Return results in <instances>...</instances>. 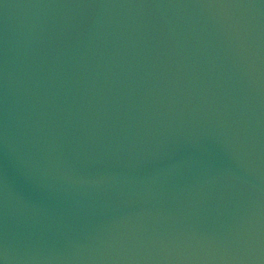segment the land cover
<instances>
[{"label": "water", "instance_id": "water-1", "mask_svg": "<svg viewBox=\"0 0 264 264\" xmlns=\"http://www.w3.org/2000/svg\"><path fill=\"white\" fill-rule=\"evenodd\" d=\"M0 264H264V0H0Z\"/></svg>", "mask_w": 264, "mask_h": 264}]
</instances>
